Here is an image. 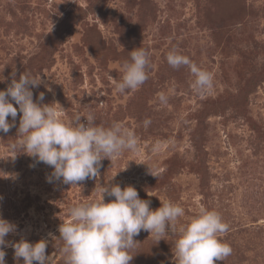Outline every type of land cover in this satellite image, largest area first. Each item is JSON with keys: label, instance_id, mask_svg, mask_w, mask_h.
<instances>
[{"label": "rangeland", "instance_id": "1", "mask_svg": "<svg viewBox=\"0 0 264 264\" xmlns=\"http://www.w3.org/2000/svg\"><path fill=\"white\" fill-rule=\"evenodd\" d=\"M140 47L148 79L114 94L119 66ZM174 49L212 73L210 90L197 93L187 67L169 66ZM24 72L42 76L30 88L34 102L44 93L40 103H59L66 121L79 112L86 123L91 112L97 125L122 122L139 151L104 159L99 176L78 187L50 183L53 168L10 150L18 111L16 126L0 132V218L16 226L5 264H23L10 246L21 239L47 240L49 264H64L59 226L68 207L98 197L99 184L132 186L152 210L177 203L180 223L201 207L216 211L229 226L218 238L232 254L215 264H264V0H0V91ZM176 238L157 243L141 231L130 264H176Z\"/></svg>", "mask_w": 264, "mask_h": 264}, {"label": "clouds", "instance_id": "2", "mask_svg": "<svg viewBox=\"0 0 264 264\" xmlns=\"http://www.w3.org/2000/svg\"><path fill=\"white\" fill-rule=\"evenodd\" d=\"M166 59L173 69L182 66L189 69L194 77L192 87L197 93L203 94L212 88V73L200 68L188 56L174 49ZM149 67V53L145 49L140 47L130 52V59L119 66L123 75L114 84V94L126 95L137 90L148 79ZM41 83V75L24 72L18 81L13 79L6 90L0 91V132L8 133L16 126L18 111L22 114L10 150L20 151L35 158L37 163L53 168L48 182L55 180L78 187L79 182L99 176L104 159L113 163L125 152L139 151L138 137L122 122L115 121L109 127L97 125L91 112L83 118L86 123L81 122L79 112L66 121L61 118L66 111L59 103H40L44 93L34 102L30 88ZM157 98L161 104L168 101L164 92L158 93ZM143 123L147 127L151 121ZM158 150L159 142H156L153 151ZM94 191L98 197L68 207L69 219L59 226L58 240L63 241L60 252L64 264H130L134 257L132 252L139 244L134 237L141 231L148 232L157 243L168 236L177 237L174 243L176 264H215L232 254L231 246L218 238L229 226L216 211L201 207L199 214L187 223H180V218L185 216L182 206L166 200L161 207L152 210L150 201L140 199L132 186L122 190L119 185L99 184ZM105 196L114 197V200L105 203ZM15 228L0 218V264H5L3 249L9 246L5 237ZM10 246L14 249V257L22 258L23 264H49L47 240L33 244L21 239Z\"/></svg>", "mask_w": 264, "mask_h": 264}]
</instances>
